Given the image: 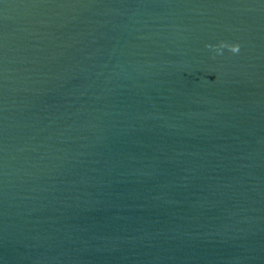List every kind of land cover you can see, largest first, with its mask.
Wrapping results in <instances>:
<instances>
[{
  "label": "water",
  "instance_id": "95a60500",
  "mask_svg": "<svg viewBox=\"0 0 264 264\" xmlns=\"http://www.w3.org/2000/svg\"><path fill=\"white\" fill-rule=\"evenodd\" d=\"M0 264H264V0H0Z\"/></svg>",
  "mask_w": 264,
  "mask_h": 264
},
{
  "label": "clouds",
  "instance_id": "9594fccd",
  "mask_svg": "<svg viewBox=\"0 0 264 264\" xmlns=\"http://www.w3.org/2000/svg\"><path fill=\"white\" fill-rule=\"evenodd\" d=\"M207 47L213 48L217 53H219L220 50L223 49V48H227V50L230 51L233 54H236L239 51V45L238 44H224V43H221L220 45H215V46L209 45Z\"/></svg>",
  "mask_w": 264,
  "mask_h": 264
}]
</instances>
